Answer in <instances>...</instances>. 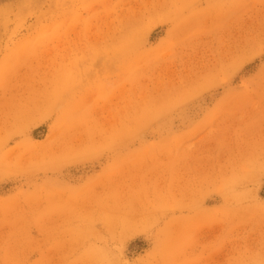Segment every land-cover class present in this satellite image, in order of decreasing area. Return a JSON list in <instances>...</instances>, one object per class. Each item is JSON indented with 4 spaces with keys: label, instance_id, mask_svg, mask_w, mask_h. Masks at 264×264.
I'll return each instance as SVG.
<instances>
[{
    "label": "rangeland",
    "instance_id": "1",
    "mask_svg": "<svg viewBox=\"0 0 264 264\" xmlns=\"http://www.w3.org/2000/svg\"><path fill=\"white\" fill-rule=\"evenodd\" d=\"M0 264H264V0H0Z\"/></svg>",
    "mask_w": 264,
    "mask_h": 264
}]
</instances>
